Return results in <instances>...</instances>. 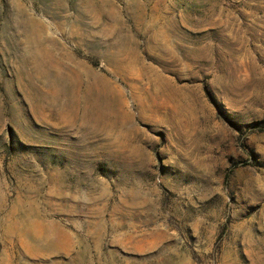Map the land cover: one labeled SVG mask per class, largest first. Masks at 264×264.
Returning a JSON list of instances; mask_svg holds the SVG:
<instances>
[{"label": "rangeland", "instance_id": "rangeland-1", "mask_svg": "<svg viewBox=\"0 0 264 264\" xmlns=\"http://www.w3.org/2000/svg\"><path fill=\"white\" fill-rule=\"evenodd\" d=\"M0 264H264V0H0Z\"/></svg>", "mask_w": 264, "mask_h": 264}, {"label": "bare ground", "instance_id": "bare-ground-1", "mask_svg": "<svg viewBox=\"0 0 264 264\" xmlns=\"http://www.w3.org/2000/svg\"><path fill=\"white\" fill-rule=\"evenodd\" d=\"M98 85V84H97ZM98 87V86H97ZM92 88V87H91ZM98 89V88H97ZM100 89V88H99ZM93 93H94V91H93ZM89 94H90V92H89ZM94 96H95V94H94ZM90 98H91V96H89L88 97V101L90 100ZM99 98H100V96H99ZM102 98V97H101ZM104 98H105V96H104ZM93 99H94V97H93ZM92 98H91V100H93ZM98 99V98H97ZM96 99V100H97ZM102 101V100H101ZM101 101L99 100V102L101 103ZM99 102H97V103H99ZM93 103H94V101L92 102V104L91 105H93ZM94 105H95V103H94ZM101 105V104H100ZM96 107V106H95ZM101 107V106H100ZM99 108V107H98Z\"/></svg>", "mask_w": 264, "mask_h": 264}]
</instances>
